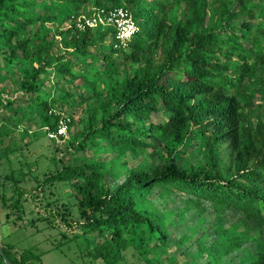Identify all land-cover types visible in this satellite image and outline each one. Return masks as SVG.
<instances>
[{"label":"trees","instance_id":"obj_1","mask_svg":"<svg viewBox=\"0 0 264 264\" xmlns=\"http://www.w3.org/2000/svg\"><path fill=\"white\" fill-rule=\"evenodd\" d=\"M75 1L91 6L86 15L123 6L138 30L120 46L108 25L64 27V18L45 25L55 7ZM0 63V80L17 83V93L0 100V111L8 112L0 117V142L10 139L0 144V159L27 145L17 141L28 134L21 122L37 116L48 137L61 119L70 131L69 110L84 105L79 130L61 148L74 157L37 180L33 195L52 182L70 187L77 218L67 225L101 239L90 256L124 264L123 252L137 247L144 264H176L159 257L169 249V213L150 195L178 193L182 210L202 212L207 202L217 213L215 238L195 240L197 254H206L201 264H264V116L253 121L247 113L256 96L264 109V0H0ZM45 86L58 95L49 99ZM183 134L204 143L202 169L181 161ZM157 148L164 152L155 164L127 168L126 152ZM86 150L112 151V163L123 157L125 173ZM6 178L13 189L0 194L1 206L20 210L30 191L19 185L22 177ZM222 210L240 216L225 227ZM188 239L183 234L175 243ZM0 241L10 264L39 261L32 249Z\"/></svg>","mask_w":264,"mask_h":264},{"label":"rangeland","instance_id":"obj_2","mask_svg":"<svg viewBox=\"0 0 264 264\" xmlns=\"http://www.w3.org/2000/svg\"><path fill=\"white\" fill-rule=\"evenodd\" d=\"M91 8L89 4H83L75 1L69 4L63 3L59 7L53 9L52 15L44 20L47 27L54 28L58 22L64 18L63 26L69 27L71 23L77 20L78 16L86 15ZM76 14V16H75ZM69 15V17L67 16ZM68 17V18H67ZM2 63H0V73L3 72ZM95 66H100L99 62ZM15 69V68H14ZM16 80L14 77L0 80V100L8 96L12 97L16 90ZM69 86V85H66ZM254 87L251 83L247 84V88ZM43 91L51 97L58 95L49 86H45ZM81 90H78L80 92ZM78 101L79 97L75 96ZM55 109L59 108L58 103H54ZM84 105L75 106L69 110L74 124L70 131H66L62 138L47 137L42 133L38 126L39 118L35 116L31 122L23 121L21 127L28 129V134L20 143H26L18 150L4 156L0 159V194L12 193V182L7 175L14 174L15 178H21L19 185L30 193L20 198L22 208L18 210L14 206L2 207L0 203V240L4 243L12 244L17 250L30 248L39 254V261L35 260L32 264H103L93 256L88 254L94 244L101 241L95 232L87 231L82 225H67V221L77 218V209L73 204L74 199L70 196V187L64 183L52 182L45 184L40 193L36 192L37 180L41 179L49 173H52L56 167L60 166L61 161L65 163L71 162L73 154L67 155L61 148L68 147L67 140L76 133L79 128L76 121L81 115ZM63 110V109H62ZM264 109L259 105V99L253 100L252 105L248 108V116L256 121L264 116ZM8 116L7 111H0V117ZM11 125V123H8ZM37 137V139L35 138ZM4 141L0 144L7 143L10 139L4 136ZM188 139L186 145L182 146L183 153L180 154L181 161L184 166L191 169L204 167L202 154L204 152V143L200 139H195L189 134H183L182 140ZM56 146L59 148L56 149ZM164 152L163 148L157 149H140L138 153L126 152L125 159L128 167H141L149 163L153 165L157 162L160 154ZM85 155L94 156L95 159L104 160L106 166L113 165L114 170L119 174L125 173L121 160L123 157L116 159L115 163L111 159L116 157L112 151L100 152L98 150H86ZM55 157V162H51L50 158ZM60 158V161L58 160ZM24 175V176H21ZM29 190V191H28ZM33 190V191H32ZM154 206L161 210L167 211V227L169 229L170 240L169 249H164L160 258L172 259L176 264L181 260L184 262H192L201 264L206 259V254H197V243L195 240L201 237L205 244H209L214 238L212 228L217 222V213L214 212L211 205L207 202H201L204 210H196L194 207L183 209L182 197L178 193L170 196H159L155 192L150 195ZM18 195H16V198ZM58 199L55 200L54 199ZM14 197L7 200L10 203ZM50 204H47V202ZM182 210V211H181ZM222 222L225 227L230 226L240 216L237 211L222 210ZM189 235V239L184 243L176 244L175 242L183 235ZM251 244V243H250ZM253 245V243H252ZM251 247H254L252 246ZM185 250V254L181 252ZM137 247H131L123 252L124 264H144V257ZM242 255L243 252L237 251L233 255ZM153 256H150L152 258ZM166 260V262H168Z\"/></svg>","mask_w":264,"mask_h":264},{"label":"built area","instance_id":"obj_3","mask_svg":"<svg viewBox=\"0 0 264 264\" xmlns=\"http://www.w3.org/2000/svg\"><path fill=\"white\" fill-rule=\"evenodd\" d=\"M74 23L78 29H84L87 26L94 27L98 24L111 26L120 46H126L138 30L131 13L123 6L108 10H95L90 15H80ZM66 130L65 120L61 119L57 131L48 132V136L58 138L59 135H64Z\"/></svg>","mask_w":264,"mask_h":264},{"label":"water","instance_id":"obj_4","mask_svg":"<svg viewBox=\"0 0 264 264\" xmlns=\"http://www.w3.org/2000/svg\"><path fill=\"white\" fill-rule=\"evenodd\" d=\"M0 255L2 256L3 261H4L5 264H10V262H9L7 256H6V254L4 252L3 244L1 243V241H0Z\"/></svg>","mask_w":264,"mask_h":264}]
</instances>
